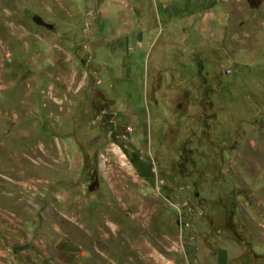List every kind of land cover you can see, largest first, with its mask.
Instances as JSON below:
<instances>
[{"label":"rangeland","instance_id":"obj_1","mask_svg":"<svg viewBox=\"0 0 264 264\" xmlns=\"http://www.w3.org/2000/svg\"><path fill=\"white\" fill-rule=\"evenodd\" d=\"M0 264H264V0H0Z\"/></svg>","mask_w":264,"mask_h":264}]
</instances>
